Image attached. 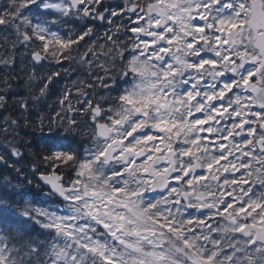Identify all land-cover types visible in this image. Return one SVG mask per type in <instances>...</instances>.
<instances>
[{"label": "snow or ice", "instance_id": "1", "mask_svg": "<svg viewBox=\"0 0 264 264\" xmlns=\"http://www.w3.org/2000/svg\"><path fill=\"white\" fill-rule=\"evenodd\" d=\"M0 47V264H264V0H0Z\"/></svg>", "mask_w": 264, "mask_h": 264}, {"label": "rangeland", "instance_id": "2", "mask_svg": "<svg viewBox=\"0 0 264 264\" xmlns=\"http://www.w3.org/2000/svg\"><path fill=\"white\" fill-rule=\"evenodd\" d=\"M38 14V13H37ZM21 52L20 53H24L25 52V49L23 47H21L19 49ZM4 53V48L1 47V50H0V55H3ZM20 53H17L16 54V58L18 60V63L20 64V67H21V63H20ZM19 58V59H18ZM28 59H30V56L28 57ZM25 64H27V61H25ZM64 68V67H63ZM69 69V68H68ZM53 70H58V69H54ZM33 72V69L32 67L29 65L27 66V72H16V73H9V75L15 77V76H20L22 77V80H21V85L19 87H16L13 88L14 91H16L19 95L21 96H24V95H27V90L24 88V84H23V81L24 80H27L28 76ZM4 71H0V77H3L4 76ZM36 76L37 77H40L41 75L44 74V69L43 68H40V69H37L36 70ZM80 77V78H84L86 76V74H81L79 72H77L76 70H73V69H69L68 73H66L65 75H63L62 77H60L59 79L56 80V82L52 85V89H54L53 87H56L57 86V90H58V93L60 92L61 88L64 87L66 84L70 85L71 84V80H75L77 77ZM32 83H35V81H33ZM54 91V90H53ZM103 95V93L101 94ZM12 101V100H11ZM53 100H49V101H45L43 103V107L46 108L48 104H50ZM72 103L75 105L76 101L73 99L72 100ZM13 107H10V110L11 111L10 113H12L14 116L15 115H18V113L15 112L14 109H12ZM12 109V110H11ZM9 115V114H8ZM30 132L32 131L31 129L29 130ZM47 134V129H45V135ZM39 137H40V133H39V129L37 128L35 130V135L34 136H31L29 137L30 139H33L36 141V144L38 145L40 140H39ZM0 151H3V148H0ZM6 170L4 166H0V174H2V171ZM3 176V174H2ZM11 180V179H10ZM27 182V181H26ZM11 183L12 184H16L17 183V180H15V182H12L11 180ZM0 184H3V179L0 178ZM20 189H17V191H20ZM13 199V198H12ZM15 199H17V197L15 196L13 201H15ZM26 199H32V197L30 198H26Z\"/></svg>", "mask_w": 264, "mask_h": 264}, {"label": "flooded vegetation", "instance_id": "3", "mask_svg": "<svg viewBox=\"0 0 264 264\" xmlns=\"http://www.w3.org/2000/svg\"><path fill=\"white\" fill-rule=\"evenodd\" d=\"M120 2H121V0H109V3H111V4H113V5H115L116 3H120ZM106 26H107V25L105 24V27H106ZM99 30H100V32L102 33V32L104 31V28L102 27V28H100ZM0 50H1V47H0ZM20 52H21V51L19 50V53H20ZM18 59H19V58H18ZM51 63L54 65L55 62H51ZM45 64L48 65L49 62L46 61ZM62 67L76 70L77 72H79V73H81V74H87V72H88L87 65H85L83 68H81L80 65H78V64H72L71 67H69L68 64H63ZM19 68H20V64L18 63V60H17V69H19ZM5 71H7V70H4V72H5ZM17 72H19V71H17ZM53 88H54V89L51 88L52 95L49 96V97L47 98L46 101L54 100V99L56 98V95L58 94L57 86H56V87H53ZM53 90H54V91H53ZM101 94H102V93H99V95H101ZM8 99H9V102H10V97H9ZM12 109H14V107H13ZM12 109H11V110H12ZM8 112H9V111H8ZM8 112H5L4 114H5V115H8V114H9ZM2 174H3L4 178H5V177H8L9 179L12 180V182H15L16 179L14 178V175H15L14 173H10L9 170H4V171H2ZM38 183H39L38 180H33V183H32L31 185H28L27 182L24 181V182H23V187H22L21 190L18 191V192H20V193L22 194L23 198H30V197L33 198L34 196L39 195V194L36 192V185H37ZM6 190L9 191V192H11V189H10V188H7V187H6ZM43 190H44V191H47V189H43ZM13 197H15V195H13ZM57 202H58V201H57Z\"/></svg>", "mask_w": 264, "mask_h": 264}, {"label": "trees", "instance_id": "4", "mask_svg": "<svg viewBox=\"0 0 264 264\" xmlns=\"http://www.w3.org/2000/svg\"><path fill=\"white\" fill-rule=\"evenodd\" d=\"M15 85H16V83H15V81H14V83L12 84V87L15 88V87H16ZM0 89H1V88H0Z\"/></svg>", "mask_w": 264, "mask_h": 264}]
</instances>
